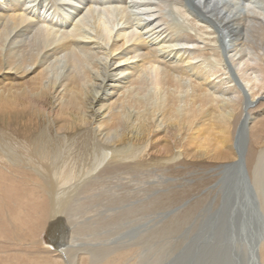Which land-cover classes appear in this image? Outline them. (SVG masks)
Listing matches in <instances>:
<instances>
[{
    "label": "bare ground",
    "instance_id": "obj_1",
    "mask_svg": "<svg viewBox=\"0 0 264 264\" xmlns=\"http://www.w3.org/2000/svg\"><path fill=\"white\" fill-rule=\"evenodd\" d=\"M46 1L0 0V117L11 122L30 113L59 124L55 136H8L12 144L0 139V201L19 202L15 187L24 192L22 186L40 187L50 202L41 215L48 219L45 234L51 236L62 220L69 226L65 248L45 243V253L76 264L74 252L85 243L77 244L75 236L94 230L93 224L86 228L75 221L86 207L76 202L100 200L102 177L110 169L116 173L133 163L146 170L141 163L153 146L164 155L180 138L193 139L192 146L205 152L213 143L214 151L233 159L221 166L223 177L215 186L229 178L227 167L236 170L238 191L242 184L251 186L241 155L245 152L247 167L252 109L264 100V17L258 0H65L60 10L54 3L44 7ZM78 129L92 136L81 161L68 150V133ZM260 146L252 174L264 190V139ZM181 157L178 150L174 160ZM135 197L126 198L129 205L117 193L107 200L121 209L107 211L108 223H95L111 231H103L105 240L94 245L101 250L91 253L92 264H150L149 199L139 205ZM121 224H141L139 239L132 229L134 238L124 240ZM258 239L252 246L235 243L231 250L249 246L251 259L264 261V235ZM225 262L232 263L231 257Z\"/></svg>",
    "mask_w": 264,
    "mask_h": 264
},
{
    "label": "rangeland",
    "instance_id": "obj_2",
    "mask_svg": "<svg viewBox=\"0 0 264 264\" xmlns=\"http://www.w3.org/2000/svg\"><path fill=\"white\" fill-rule=\"evenodd\" d=\"M53 3L54 5H58L55 7V9L57 10H60V6H62L63 9H66L65 5L67 4H64L65 0H48L46 2H43L42 5L44 4V7L49 8L51 4L53 6ZM99 7L102 8V6ZM256 7H259L258 9L262 17H264V0H258L256 3ZM67 10L69 11L70 9ZM61 14L63 16H67V14L64 12H61ZM263 101L264 100H261L259 103L257 102L252 109V111H254L253 115L255 116V119L252 121L253 123L251 122L250 124L251 126L249 140L251 139L252 141L250 140L246 155V168L249 173L250 181L252 180V183L250 182V185L252 187H249V185H247V189L250 190V194L248 193V191L247 193L251 198V202L253 203L255 210V234L258 238L264 235V203L262 204V202H264V190H261L262 188L260 187V189L258 187L259 184L255 182L254 174L252 173H254L253 166L255 165L258 152L261 148L260 143L264 139ZM12 120L14 121L8 122L6 118L0 117V139L4 138L5 141L7 140V142H10L11 144L12 142L8 139V136H19L18 138H20L21 140H27L26 138L31 140L43 134L45 135L44 137H48V135L55 136L59 129V124L57 122H48L43 119H37L30 113L17 116ZM4 132L7 133L5 134ZM68 134L70 136L68 142V150H71V152L73 153L72 158L74 160L81 161L82 158L86 155L85 148L87 143L91 141L90 137L92 136H88V133H84V131L80 129L76 131H70ZM212 139L214 140V138ZM192 140L193 139L190 138L177 139L174 145L170 146V148L166 151V153H164V155L158 152V154L155 153V146H153V151H150L149 156H147L141 163L142 166L146 168V170H137L136 168H134V164L131 163L130 165L132 167L122 166L121 170L117 169L118 172L116 173L115 171L112 172L113 169L106 171L102 177L104 179V184L101 187L99 193H97L99 194L98 197H101V199L99 200L95 197L96 199L94 198V201L91 203V205L89 203V200L85 202H81V200H79V202H76V204L85 203L86 207L85 209H82V214H79L77 216L74 215V218L77 219L75 221L83 223L84 227L86 228L89 224H93L92 227L94 228L93 231H85L83 235L82 233H80V236H75V238L78 240L76 241L77 244L85 243L84 245H82V247L79 248V250H76L74 252V254H79L77 256L78 259L76 258L75 261L76 264H86V262L87 264H92L90 255L91 253H96L97 249L99 248H96L95 246H97L99 243H103V241L105 240L104 236H106L105 233L107 234V230L111 231L110 227H107L108 229L106 227L103 228L104 226L101 227L99 225H97L96 227L95 223L98 224L99 221L103 222L107 220L108 215L112 213L111 211L107 212L109 209H121V205L112 207L110 206L111 203L107 201L109 199L114 200L116 193L118 197H121L123 199H131L133 196H136V199H133L132 202L135 200L139 205L140 202H142L141 200L146 199V197L147 199H149L150 217L148 219V226L151 231L149 230V257L146 259H149L150 264L171 263L184 250L186 244L189 242L192 236L197 233L205 218L218 211L220 207L224 208L223 214L227 216L229 211L227 208L230 207V203L232 200L227 199L228 196L227 194L225 196L224 191H222L221 184L220 186L215 185H217V183H219L223 177V175H219L222 167L230 164L233 159L230 156H222L220 155V152L214 151L213 143L211 144L212 149L209 148L206 150V152L202 149V154L200 148L192 146ZM195 149L196 152L190 153L195 151ZM178 150H181L183 152V157L174 160V156L177 154ZM197 150L199 151L197 152ZM199 152L201 155H199ZM225 170L226 172L230 171V176L239 181V177H236L237 173H235L236 170L234 167H227L224 169V171ZM132 178L139 179V183L129 181ZM225 178H228V176L226 175ZM229 178L226 181L230 180ZM22 187H24V190L26 192H24L23 188L21 187H15L19 191V202L15 203V201H10L9 199H7L6 201H0V211H3V213L2 211L0 212V264H63V262L60 261V256L52 253H45V243L50 247L52 245L53 248H55L54 244L59 245L62 243H67V240L70 236L69 226L66 225V223L62 220L61 222L56 223L54 232L51 236H49L48 232L45 234V226L48 219L46 220L43 217V220V218H41V215L44 209H50V202L47 199L46 194H44L42 188L27 186L29 187V190L28 188H25L26 186ZM217 190L218 192H220L218 193ZM32 191L34 193H32ZM255 191L257 192V195L254 194ZM244 192L245 189H239V191L238 189L236 190L238 196L239 194H244ZM95 193L96 192H93V195ZM145 193H147V195H144ZM261 193L263 196V200L260 199L262 197ZM25 194L26 196L24 197L23 195ZM0 198H3V196L0 195ZM128 199H126V204H131ZM260 202L261 205H259ZM10 205H15L13 210L9 208ZM7 207L13 212L7 209ZM1 214H3L4 217H2ZM108 220L103 223H108ZM42 222L44 225L42 224ZM126 225H120V230H122L120 231V234H122V236H120L125 240V238H134L133 236H135L136 234L135 240L137 241L139 239L137 237L142 232V225L136 224L138 225V227H135V225H127L129 226L127 227ZM124 227H126V229ZM127 228L129 229V232ZM132 229L136 230L137 232H134ZM131 232H134L135 234H131ZM103 233L104 235H102ZM117 238L110 237L109 239L113 241ZM49 240L52 243L49 242ZM79 241L80 243H78ZM246 243L249 245L248 241ZM89 244L90 246L93 245V247L90 248L89 246H87ZM214 249L222 252V247H220V249L216 247H209L208 249H206V254L209 256H211L213 252L215 254ZM245 249L246 250L244 251L242 249L239 250V253L237 252L238 254L233 252L234 259L239 260V262L234 261L233 264H264V261H262L261 258H256V260L251 259V251H248L250 250L249 246ZM220 252H218V257L222 259L226 254L225 249L223 250L224 254L223 252L222 254H220ZM229 253L232 255L231 252ZM239 255H242L241 258ZM8 260L10 262H8ZM209 261L211 262V264H213V260L211 258L209 259ZM117 264H125V262L123 261ZM206 264L209 263L207 262Z\"/></svg>",
    "mask_w": 264,
    "mask_h": 264
},
{
    "label": "water",
    "instance_id": "obj_3",
    "mask_svg": "<svg viewBox=\"0 0 264 264\" xmlns=\"http://www.w3.org/2000/svg\"><path fill=\"white\" fill-rule=\"evenodd\" d=\"M239 143H241V141H239ZM244 149L246 150L243 146V150ZM244 154L241 155V158L243 160V170L245 171ZM230 174L231 172L228 171L227 176L230 177V180L221 182L225 196L227 194V199L232 200L228 208L229 211L227 210V216L223 214L222 207L215 213L207 216L197 233L194 234L186 244L184 250L169 264H206L207 262L211 264L209 261L211 256L206 254V249L209 247H222V250L225 249L226 253L225 257L221 259L218 257V250H214L215 254L214 252L212 253V257H214L213 264H227L228 262H225V260L226 258L229 259V257H231L232 260L230 264H233L234 261L239 262L238 259H234L233 252L237 253L235 248L233 247L231 250V247L234 246L235 243L244 244L248 241L252 246L259 240L255 234V210L247 186H245V184L240 186L241 189H245V192L241 196V200L243 199L241 205L237 208L238 206L236 203L240 201V198L237 197L238 194L236 190L239 188V185L238 181L232 178ZM235 204L236 206H234ZM244 204L245 208H242ZM244 220L245 223L243 222ZM65 246L66 243L59 245L54 244V247L57 249L65 248ZM229 252H231L232 255Z\"/></svg>",
    "mask_w": 264,
    "mask_h": 264
}]
</instances>
